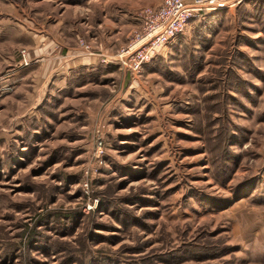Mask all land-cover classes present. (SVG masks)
Returning a JSON list of instances; mask_svg holds the SVG:
<instances>
[{"label": "rangeland", "instance_id": "obj_1", "mask_svg": "<svg viewBox=\"0 0 264 264\" xmlns=\"http://www.w3.org/2000/svg\"><path fill=\"white\" fill-rule=\"evenodd\" d=\"M146 1L0 0V264H264V0L21 116L34 33L119 25L120 48Z\"/></svg>", "mask_w": 264, "mask_h": 264}, {"label": "crops", "instance_id": "obj_2", "mask_svg": "<svg viewBox=\"0 0 264 264\" xmlns=\"http://www.w3.org/2000/svg\"><path fill=\"white\" fill-rule=\"evenodd\" d=\"M159 2L148 0L142 2V5L133 2L132 8L158 7ZM117 27L119 25L109 28L110 33L106 35V38L99 36L98 42L94 38L86 41L88 45L90 43L93 46L92 53L78 44L82 34L75 27L69 30L65 29L66 27H55L34 33L24 44L28 50V57L32 59V65L23 67L20 66L21 63L17 64L20 69L17 72L18 77L16 76L17 84L14 85L16 89L14 97L18 96L16 97L18 101L24 99L23 103H17L18 107L23 104L21 116L25 117L37 110L45 102L52 87L79 89L84 88L86 86L84 82H89L94 77L101 78L105 73L116 75L120 69L113 64L101 63V57L119 48L120 45L114 43L117 38L115 33ZM85 77L87 79L82 80Z\"/></svg>", "mask_w": 264, "mask_h": 264}, {"label": "built area", "instance_id": "obj_3", "mask_svg": "<svg viewBox=\"0 0 264 264\" xmlns=\"http://www.w3.org/2000/svg\"><path fill=\"white\" fill-rule=\"evenodd\" d=\"M246 0H163L158 7H144L134 16L136 28L125 45L114 53L102 56L104 64H113L132 75L140 74L149 63L171 41L181 35L186 27L204 14L231 9ZM89 53L91 47L79 41ZM25 66L29 65L27 51H22ZM97 147L102 151L103 139L98 132Z\"/></svg>", "mask_w": 264, "mask_h": 264}]
</instances>
